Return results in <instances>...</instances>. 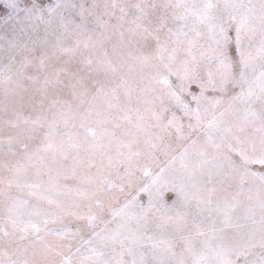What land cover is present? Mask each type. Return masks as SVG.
Listing matches in <instances>:
<instances>
[{
	"label": "snow or ice",
	"instance_id": "obj_1",
	"mask_svg": "<svg viewBox=\"0 0 264 264\" xmlns=\"http://www.w3.org/2000/svg\"><path fill=\"white\" fill-rule=\"evenodd\" d=\"M0 264H264V0H0Z\"/></svg>",
	"mask_w": 264,
	"mask_h": 264
}]
</instances>
